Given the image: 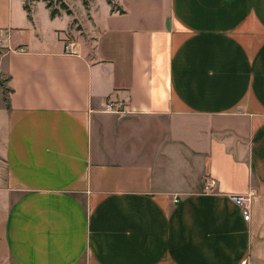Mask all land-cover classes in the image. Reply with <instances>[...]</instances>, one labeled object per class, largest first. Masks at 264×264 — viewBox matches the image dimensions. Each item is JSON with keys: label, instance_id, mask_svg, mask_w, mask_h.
I'll list each match as a JSON object with an SVG mask.
<instances>
[{"label": "crops", "instance_id": "1", "mask_svg": "<svg viewBox=\"0 0 264 264\" xmlns=\"http://www.w3.org/2000/svg\"><path fill=\"white\" fill-rule=\"evenodd\" d=\"M112 2L9 14L0 264H264V0Z\"/></svg>", "mask_w": 264, "mask_h": 264}, {"label": "rangeland", "instance_id": "2", "mask_svg": "<svg viewBox=\"0 0 264 264\" xmlns=\"http://www.w3.org/2000/svg\"><path fill=\"white\" fill-rule=\"evenodd\" d=\"M43 1V0H41ZM51 1L52 8H56L59 6V0H49ZM64 2L72 11V15L77 19L74 20V22H71V25L68 29L71 32H77V34L72 35L71 38L74 37H81L86 42H89L91 39H89V35H86L85 33H81L82 28L79 24V21L87 22L89 21V13L88 9H85L82 5L81 0H61ZM94 0H88V2H93ZM28 4L33 5L31 2L27 1ZM45 3V2H44ZM90 4V3H89ZM19 0H0V46L8 45L11 42L14 43L18 38L19 35L13 34V36L10 38V36L5 35L7 30V23L9 14L12 11L18 19H21L22 14H20L19 11ZM43 6H38V12L40 17H43ZM101 11V10H100ZM78 23V24H77ZM81 33V34H79ZM2 53V48H0V55ZM4 77H0V81H4ZM1 264H15L3 251V257Z\"/></svg>", "mask_w": 264, "mask_h": 264}, {"label": "built area", "instance_id": "3", "mask_svg": "<svg viewBox=\"0 0 264 264\" xmlns=\"http://www.w3.org/2000/svg\"><path fill=\"white\" fill-rule=\"evenodd\" d=\"M65 52L70 55H77V52L74 50V44L69 42L65 45ZM123 104L121 102H111L106 103V111L113 113H120L122 111ZM251 193L246 195H231L230 199L232 202L240 209L244 221L249 219V210L247 203Z\"/></svg>", "mask_w": 264, "mask_h": 264}, {"label": "trees", "instance_id": "4", "mask_svg": "<svg viewBox=\"0 0 264 264\" xmlns=\"http://www.w3.org/2000/svg\"><path fill=\"white\" fill-rule=\"evenodd\" d=\"M23 1V10L27 13V19L31 20V15H30V4L27 3V1L34 3L37 2L39 0H22ZM106 3L108 5H110L112 8H114L115 6L113 5L112 0H105ZM43 2H45L46 8L49 9V16L50 18H55L57 16L60 15L61 12H64L66 15H72V11L70 10V8L61 0H59V6L56 8H52L51 6V1L49 0H43ZM82 5L84 6L85 9H88L89 7V2L88 0H81ZM74 22V20H73ZM3 83L4 81H0V88L3 89V92L6 93L8 92V90H6L3 87Z\"/></svg>", "mask_w": 264, "mask_h": 264}]
</instances>
